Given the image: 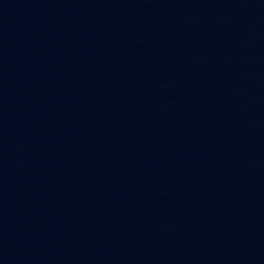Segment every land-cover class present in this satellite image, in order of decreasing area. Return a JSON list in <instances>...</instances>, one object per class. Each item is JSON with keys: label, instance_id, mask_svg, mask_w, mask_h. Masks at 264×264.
Segmentation results:
<instances>
[{"label": "water", "instance_id": "obj_1", "mask_svg": "<svg viewBox=\"0 0 264 264\" xmlns=\"http://www.w3.org/2000/svg\"><path fill=\"white\" fill-rule=\"evenodd\" d=\"M0 264H264V0H0Z\"/></svg>", "mask_w": 264, "mask_h": 264}]
</instances>
